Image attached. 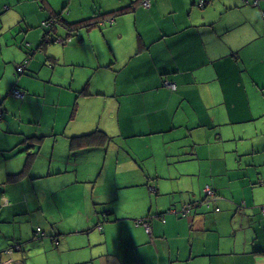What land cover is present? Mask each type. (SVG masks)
Here are the masks:
<instances>
[{"label":"crops","instance_id":"crops-1","mask_svg":"<svg viewBox=\"0 0 264 264\" xmlns=\"http://www.w3.org/2000/svg\"><path fill=\"white\" fill-rule=\"evenodd\" d=\"M63 1L5 0L10 36L0 19V251L12 249L0 264H264V101L252 107L243 76L248 52L261 55L264 0ZM66 27L69 44L48 42L16 75L26 41L38 47ZM252 82L264 89V77ZM17 86L24 99L8 95ZM97 130L101 142L73 144ZM176 141L182 152L204 145L186 157L192 171L168 161L166 185L153 156L163 148L168 159ZM149 172L157 178L146 183ZM207 185L219 195L209 207L179 212ZM38 226L60 234L59 246Z\"/></svg>","mask_w":264,"mask_h":264},{"label":"rangeland","instance_id":"rangeland-1","mask_svg":"<svg viewBox=\"0 0 264 264\" xmlns=\"http://www.w3.org/2000/svg\"><path fill=\"white\" fill-rule=\"evenodd\" d=\"M113 1L114 0H105V4L109 5ZM244 1L247 2V0H244ZM36 2H37V0H36ZM4 3H6L5 0H0V19L2 18L5 21V23H6L5 29H9L10 28V30L7 31L8 35L10 36L11 35L10 31L11 30H16L17 27L11 24V19L7 15V11L8 10L4 11V9H3ZM48 3L49 4L52 3L55 6H59L60 4L64 3V1L63 0H48ZM142 6H144L146 8H149L151 6V0H143L142 1ZM124 12H126V11H124ZM56 19H57V21H55V22H50L49 19L44 20L43 25L45 27L48 26V27L53 29L54 26H57L59 23H61L59 17H56ZM105 20L109 24H113L114 23V18L113 17H109V18L107 17ZM0 22H1V20H0ZM49 22H50V24H48ZM42 28H44V27L42 26V22H41L40 29H42ZM65 30H66L65 34L58 35V36H56L54 38H51L52 40H50V41H47V37H46L47 36V32H45L44 36H42L41 43L38 45V47H35V48H31L30 47L31 46L30 41H26L25 48L27 49V56L28 57L25 59L24 62L19 63V65H17V66H19L18 67V71L15 72L17 74V76H21L25 72H27L28 64L31 63V61L34 58L35 54L36 53H41L42 54L43 47L48 42H50V43L52 42L54 44L61 45V46L69 44L70 41H71L72 32H73V30H75V28L66 27ZM67 32H69V33H67ZM258 41H259V43H261V48H260L261 55L260 56L255 55L253 57V59H250V54L248 52V54L246 55V65L247 66L245 67V71L243 72L244 84H245L244 91H245L246 94L250 95L251 105H252V107L254 109H258L260 107V105L263 104V101H264V89L262 88V90H259L252 82V78H255L256 76L264 77V37L259 38ZM249 51H251V48L249 49ZM236 75H238L237 70H236ZM242 90H243V87H242ZM26 94H27V90L22 88V87H19V86L15 87L14 90L12 89L8 93L9 96L15 97L17 99H24ZM226 128H227V126L223 127V131H225ZM185 140L186 141H190L191 139L189 137H186V138H183L181 142H183ZM198 140H200L199 142H202L201 139H198ZM181 142H178V141L172 142V143H170V144H168V145H166L164 147L165 151H166V153L168 155V159L165 157V152H164L163 148L157 150L155 152L154 156H153V161L155 163L159 164V169L160 170H162L163 165L167 169L165 171V173H164V174H166V175H164L165 176L164 179L161 180L166 185H168L172 181L168 177L169 174L175 171L174 167L170 166L168 164V161L177 162L178 165H180L182 168L189 167L188 170H190V171H192V170H194L196 168V164H194V162L186 161V160L185 161H180L177 153H179L181 150L183 151L185 149V147H181L180 148ZM135 144H138V143H135ZM261 146H264V139L262 140ZM142 147H143V145H142ZM169 147H171L172 153H170L168 151ZM196 147H197L196 149H198L199 147H201V145L196 146ZM92 151L102 152V150H92ZM118 155H119L120 163L127 159V157H126L127 153L118 154ZM262 155L264 156V153H260L259 154V158H261ZM197 156H198V154L195 157H197ZM98 160L99 159L97 157V161H95V163L98 162ZM93 165H94V163L91 165V168H92ZM151 187H152V191L151 192L157 193V190H156L155 186L151 185ZM139 189H141V188H134V189L130 188V189L126 190V191H127L128 194L135 193L133 191H137L136 193H139L138 192ZM74 193L77 195L78 191H74ZM259 204L260 205L262 204L261 201H259ZM193 208H199V207H198V205H196L193 202V203H191L189 205L184 206L179 212H181L184 216H188ZM137 224L145 225L147 231L150 232V230H151L150 228L151 227H150V225H149V223L147 221H145L143 219H139V220H137ZM99 228H102V227L100 226ZM55 252H57L58 255L61 254L60 249L58 250L56 248V249H54L52 251V253H55ZM62 258L63 259L61 261H58V259H57L55 264H66L65 261H64L65 260L64 257H62ZM34 264H48L47 263V257L41 256V257L37 258V261Z\"/></svg>","mask_w":264,"mask_h":264},{"label":"trees","instance_id":"trees-1","mask_svg":"<svg viewBox=\"0 0 264 264\" xmlns=\"http://www.w3.org/2000/svg\"><path fill=\"white\" fill-rule=\"evenodd\" d=\"M203 2V3H202ZM247 4H250V5H252L251 7L252 8H255L254 6H256V8L257 7H259L260 8V1L259 0H247V2H246ZM208 4V0H199L198 1V6L200 7V8H204V7H206V5ZM7 8H8V6H6ZM261 9V8H260ZM124 11L125 10H117V11H115V15L114 16H117L119 13L118 12H121V13H124ZM261 11V14H260V16L261 17H263L264 18V9L263 10H260ZM51 20H53V21H57V19L56 18H52ZM50 20V21H51ZM44 22V21H43ZM43 22H42V26L43 27H45L44 25H43ZM89 22V21H88ZM48 24H50V22L48 23ZM48 27V26H47ZM51 66H53V65H51ZM19 67V66H18ZM18 67H16V72L18 71ZM242 72V71H241ZM17 75V74H16ZM15 88H13V90H14ZM176 89H177V84H176ZM4 114H5V108L4 107H2V106H0V121L4 118ZM103 133V131H101V130H97V132H92V133H90V134H87V135H83V136H75L74 138H73V144L75 145V144H78L79 142L80 143H84V142H96V143H98V142H101V141H99V139H100V135ZM80 140V141H79ZM201 145H204V143H202ZM26 147H28L29 148V145H26ZM192 149H188L186 152H182L181 153V151L179 152V153H177L178 154V157H179V159H180V161H185V160H187L186 159V157H188V159H194V158H196L195 156L198 154L197 153V149L195 148V145H194V143L190 146ZM18 148V146H16L15 148H13L12 149V151H14V150H16ZM28 148H24L25 150H28ZM180 148H181V146H180ZM23 150V149H22ZM22 150H20V151H22ZM19 151V152H20ZM130 155V158H131V160L133 159L134 161H136L139 165H138V170L140 171V172H142V173H144L145 172V167H144V165L143 164H145L144 162H143V164L141 163V161H139L140 160V158H137L135 155H133V154H129ZM168 157V156H167ZM118 164H120V161H119V155H118ZM157 178V176H154V174L153 173H151V172H149L148 173V175H147V181H146V183L149 181V180H153V179H156ZM130 179L133 181V180H136L135 179V177L134 176H131L130 177ZM128 184V183H127ZM149 185V184H148ZM128 186L130 187V188H136L135 186L136 185H133L132 183H129L128 184ZM207 186H210L212 189H214L211 185H207ZM156 188V187H155ZM149 189H150V191H152V187H151V185H149ZM156 190H157V188H156ZM215 190V189H214ZM204 192H205V189H204ZM216 192V191H215ZM217 194V193H216ZM206 195V194H205ZM217 196H219L218 194H217ZM212 201H215V200H212ZM193 202H195V201H193ZM264 205V204H263ZM262 208V214L264 215V212H263V209H264V206H262L261 207ZM36 233L37 234H39L41 237L43 236L45 239L46 238H50L52 241H53V244L55 245V246H59V243H60V240H59V236H60V234H51V232L49 233V232H47V231H44V229L42 228V227H40V226H38L37 227V229H36ZM3 262V261H2Z\"/></svg>","mask_w":264,"mask_h":264},{"label":"built area","instance_id":"built-area-1","mask_svg":"<svg viewBox=\"0 0 264 264\" xmlns=\"http://www.w3.org/2000/svg\"><path fill=\"white\" fill-rule=\"evenodd\" d=\"M203 3V2H202ZM164 84L170 89V90H175L176 89V83L171 82L169 80H165ZM205 194L207 196V198L211 199V200H216L218 198L216 192L214 189H212L210 186H206L205 187ZM197 205V203H195ZM219 210V208L217 209ZM264 212V209H263Z\"/></svg>","mask_w":264,"mask_h":264},{"label":"water","instance_id":"water-1","mask_svg":"<svg viewBox=\"0 0 264 264\" xmlns=\"http://www.w3.org/2000/svg\"><path fill=\"white\" fill-rule=\"evenodd\" d=\"M212 202L211 199L207 198V196L205 195L202 199H198L196 200L194 203H197L198 207H203V206H210V203ZM12 249L10 250H4L2 253L0 251L1 254H9V252H11Z\"/></svg>","mask_w":264,"mask_h":264},{"label":"bare ground","instance_id":"bare-ground-1","mask_svg":"<svg viewBox=\"0 0 264 264\" xmlns=\"http://www.w3.org/2000/svg\"><path fill=\"white\" fill-rule=\"evenodd\" d=\"M137 225H139V224H137Z\"/></svg>","mask_w":264,"mask_h":264},{"label":"clouds","instance_id":"clouds-1","mask_svg":"<svg viewBox=\"0 0 264 264\" xmlns=\"http://www.w3.org/2000/svg\"><path fill=\"white\" fill-rule=\"evenodd\" d=\"M207 207H209V206H207Z\"/></svg>","mask_w":264,"mask_h":264}]
</instances>
